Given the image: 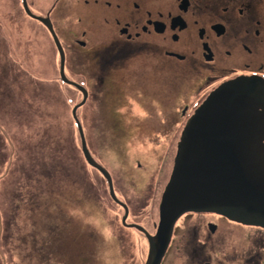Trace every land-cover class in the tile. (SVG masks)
<instances>
[{
    "label": "rangeland",
    "instance_id": "rangeland-1",
    "mask_svg": "<svg viewBox=\"0 0 264 264\" xmlns=\"http://www.w3.org/2000/svg\"><path fill=\"white\" fill-rule=\"evenodd\" d=\"M57 62L21 0H0V264H145L149 239L123 224L104 176L87 163L73 117L81 94L53 81ZM85 88L89 97L77 114L90 153L111 174L118 198L130 204L129 221L152 234L184 119L161 112L156 101L143 100L141 113L137 102L112 97L118 91L108 85ZM210 220L209 214L189 217L165 264H194L182 239L196 232L208 238L203 256L211 264H236L252 251L264 259L256 246L264 243L263 227L220 219L213 234Z\"/></svg>",
    "mask_w": 264,
    "mask_h": 264
},
{
    "label": "flooded vegetation",
    "instance_id": "flooded-vegetation-1",
    "mask_svg": "<svg viewBox=\"0 0 264 264\" xmlns=\"http://www.w3.org/2000/svg\"><path fill=\"white\" fill-rule=\"evenodd\" d=\"M26 1L30 13L21 0L23 12L44 30L58 56L59 73L54 82L75 87L81 99L84 94L75 84L96 88L108 85L118 91L116 95L110 92L112 97L123 96L131 104L137 102L141 113L146 111L143 100L156 101L161 112L184 119L176 127L180 132L172 172L188 120L218 88L233 81L253 82L258 90L251 94L258 92L256 96L264 104V0ZM56 38L65 55L66 78L61 74ZM172 172L162 188L152 234L157 232L160 204ZM106 183L109 188L107 180ZM120 200L129 208L127 222L143 226L129 221L131 206ZM118 205L125 214V208ZM208 214L214 218L207 222L213 234L220 229L217 220L228 219L215 212H187L177 220L168 249L176 240L177 231L188 229L189 217ZM129 228L146 235L135 227ZM197 235L196 232V237H184L182 242L191 246L194 264H211L203 256L208 238ZM256 246L264 250V243ZM253 253L242 254L245 258H237L240 262L236 264H264L262 256ZM164 258L161 264H165Z\"/></svg>",
    "mask_w": 264,
    "mask_h": 264
},
{
    "label": "water",
    "instance_id": "water-1",
    "mask_svg": "<svg viewBox=\"0 0 264 264\" xmlns=\"http://www.w3.org/2000/svg\"><path fill=\"white\" fill-rule=\"evenodd\" d=\"M24 6L30 13L26 0ZM57 43L61 74L66 78L65 55L58 39ZM75 86L84 94L73 108L83 154L108 181L111 197L125 208L123 224L141 230L149 239L145 264L162 263L174 226L187 212H215L234 222L264 228V111L260 110L264 104L256 96L258 92L251 94L258 90L255 83L240 80L221 86L188 120L161 200L155 234L127 222L128 206L117 197L111 174L94 159L87 146L77 109L87 101L88 92L83 86Z\"/></svg>",
    "mask_w": 264,
    "mask_h": 264
}]
</instances>
